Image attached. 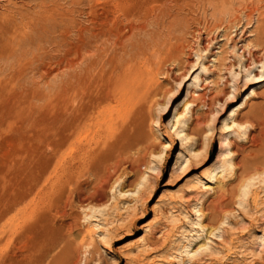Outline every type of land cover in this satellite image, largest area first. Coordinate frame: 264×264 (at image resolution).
Masks as SVG:
<instances>
[{
    "label": "rangeland",
    "instance_id": "374dc122",
    "mask_svg": "<svg viewBox=\"0 0 264 264\" xmlns=\"http://www.w3.org/2000/svg\"><path fill=\"white\" fill-rule=\"evenodd\" d=\"M101 2L0 0L11 33L45 30L39 75L0 72V264H264L263 20L242 30L247 55L234 48L237 15L209 0ZM103 21L132 39L122 62L115 36L88 40ZM181 118L184 141L167 132ZM223 156L233 166L206 181Z\"/></svg>",
    "mask_w": 264,
    "mask_h": 264
},
{
    "label": "bare ground",
    "instance_id": "6f19581e",
    "mask_svg": "<svg viewBox=\"0 0 264 264\" xmlns=\"http://www.w3.org/2000/svg\"><path fill=\"white\" fill-rule=\"evenodd\" d=\"M101 2V0H91V2ZM104 1H107V0H104ZM110 1V0H109ZM112 1V0H111ZM188 1V0H187ZM201 1V0H200ZM213 5H215L216 6V8H217V10L219 11V9H220V7H222V10L223 9H226L227 10V13H229V14H232V15H237V21L239 20V22H236L235 23V25H234V35H235V38L237 39V42L235 41V39L233 40V41H235L236 42V44L234 45V48H239V50L242 52V53H245V54H247V55H251V49L253 48V47H255V46H253L251 43H248L249 41H247L246 39L245 40H243L242 39V37H241V35H242V33H243V28H244V26H246V25H249L250 24V22L252 23V25H253V22L250 20V22H249V19H250V17H252L253 15H254V13H256V14H258V21H260V22H262V20H263V23H264V9L262 8V6H260V5H258L257 7H255V10H252V9H250L249 7H243V5H244V3L243 2H246V0H218L219 2L218 3H216L215 2V0H209ZM217 1V0H216ZM261 3L262 2H264V0H259ZM117 2V1H116ZM118 2H119V0H118ZM102 3V2H101ZM111 3H113V2H111ZM115 3V2H114ZM113 3V4H114ZM234 3H239V7H235L234 6ZM252 3H253V1H252ZM187 4H188V2H187ZM192 4H194V2L192 3ZM247 4V3H246ZM190 5V4H189ZM197 5V4H196ZM115 6V5H114ZM120 6V5H119ZM118 6V7H119ZM172 6V5H171ZM188 6V5H187ZM254 6V5H253ZM179 7V6H178ZM200 7V6H199ZM1 8V7H0ZM189 8H190V6H189ZM192 8V7H191ZM17 9V8H16ZM119 9V8H118ZM182 9V8H181ZM4 10V9H3ZM6 10H7V8H6ZM10 10V9H9ZM108 10V9H107ZM12 11V10H11ZM14 11V10H13ZM17 11V10H16ZM4 12H5V10H4ZM106 12V11H105ZM121 12V11H120ZM162 12V11H161ZM249 12H251V13H249ZM3 13V12H2ZM9 13V12H8ZM11 13V12H10ZM132 13V12H131ZM147 14V13H146ZM1 15V14H0ZM13 15H15V17H18V15L20 16V20L21 21H25L24 19H29L24 13H17V12H13ZM39 15V14H38ZM145 15V14H144ZM159 15V14H158ZM162 15V16H161ZM161 15H159V20L157 21V23L159 24V26H162V25H164L165 24V20H163L167 15L168 16H171L172 14L171 13H169L168 11H166L165 10V12L164 13H162ZM140 16V15H139ZM0 17H2V19H4L3 18V16H0ZM9 17V16H8ZM14 17V16H13ZM37 18L36 19H38V18H40V17H38V16H36ZM105 17V16H104ZM113 17V16H112ZM132 17V16H131ZM137 17V16H136ZM145 17V16H144ZM162 17V18H161ZM254 17V16H253ZM19 18V17H18ZM110 18V17H109ZM7 19V18H6ZM17 19V18H16ZM137 19V18H136ZM153 19V18H152ZM13 20H15V19H13ZM35 20V19H34ZM39 20H41V19H39ZM118 20H119V18H118ZM149 20V19H148ZM162 20H163V22H162ZM4 21V20H3ZM0 22V31H3V33H0V64L2 65L3 64V66H1L0 67V72L2 73V75L3 74H5V73H11V74H15V73H17V72H20L21 73V77L23 78L24 77V81H25V76L28 74V72L30 71V70H32L33 71V73L35 74V75H39V73H40V68H39V65L38 66H35L36 65V62H39V56L37 55V53H36V50H39L40 48H41V44H40V38L42 37V33H43V31H45V30H43V26H44V24L43 25H41V23H39L38 21H35V24L34 25H36L37 26V24H36V22L37 23H39V25H41V26H35L34 27V29L32 30L33 32H35V36H37L38 38L36 39V38H34L33 39V37L31 38L30 37V35H29V33H28V31H22L24 34H22L21 33V35L20 36H17V34H14V33H11V29H12V27H11V29H10V26L8 27V25H7V23L5 24L4 22ZM6 21V20H5ZM20 21V22H21ZM30 21V23H33L34 21L33 20H29ZM31 21H33V22H31ZM116 22H117V20H115ZM12 22V21H11ZM4 23V24H3ZM8 23H10V22H8ZM26 23V22H25ZM25 23H23V24H25ZM113 23V22H112ZM115 23V22H114ZM13 24V23H12ZM14 24H15V21H14ZM260 24V23H259ZM31 25V24H30ZM106 22H102V28L100 29V30H93V31H91L90 32V34H89V36H88V40H90V41H93V42H97L98 40H100L101 38H105V37H113V36H115L116 37V43L115 44H117V48H116V51L118 52V50H119V58L117 59V60H119L120 62H122L123 61V58L125 59V56H127V55H129L128 54V49H127V43H126V41H129V40H132L131 38L129 39V38H126L125 36H123L120 32H119V30H117V31H111V30H107L106 29ZM262 25V24H261ZM264 25V24H263ZM16 26H17V22H16ZM23 27H26V26H24V25H22ZM32 26V25H31ZM118 26H119V24H118ZM259 26V25H258ZM18 27V26H17ZM22 27V28H23ZM46 27V26H45ZM45 27H44V29H45ZM141 27V26H140ZM163 27V26H162ZM262 27V26H261ZM19 28H21V27H18V29ZM47 28V27H46ZM108 28V27H107ZM111 28H113L112 26H111ZM139 27H137V26H132L131 27V31H133V35H134V31H136L137 29H138ZM142 28H144V27H142ZM146 28V27H145ZM218 28H220V27H218ZM218 28H215V29H218ZM246 28V27H245ZM264 28V27H263ZM17 29V28H16ZM16 29L15 30H13V31H16ZM26 29H29L28 28V26H27V28ZM141 29V28H140ZM204 29V28H203ZM215 29H213L214 31H215ZM247 29V28H246ZM252 29V28H251ZM9 30H11V31H9ZM22 30V29H21ZM20 30V31H21ZM23 30H25V29H23ZM31 30V29H30ZM29 30V31H30ZM248 30V29H247ZM218 31V30H217ZM252 31V30H251ZM260 31H261V29H260ZM220 31H218V33H219ZM257 32H259V31H257ZM138 33V32H137ZM199 33V32H198ZM31 34V33H30ZM170 34V33H169ZM255 34V33H254ZM19 35V34H18ZM227 35V32H226V30H222L221 32H220V36L221 37H223V39H221L220 41H223L224 39H225V37H227L226 36ZM172 37H173V34L171 35ZM250 36V35H249ZM249 36H247V37H249ZM136 37V36H135ZM210 37V36H209ZM137 39V38H136ZM173 39H175V38H173ZM178 39V38H177ZM105 40V39H104ZM102 41V40H101ZM108 41V40H107ZM170 41H172V39L170 40ZM177 41V40H176ZM153 42V41H152ZM98 43V42H97ZM132 43V42H131ZM100 44V43H99ZM139 44V43H138ZM138 44H136V45H138ZM172 43H170V45H171ZM134 43H133V47L134 48H136V47H138V46H136ZM174 46H175V43L173 44ZM177 46L179 45V43L178 44H176ZM98 46V45H97ZM159 46H161V45H159ZM172 46V45H171ZM177 46H176V49H177ZM179 46H181V45H179ZM260 46V45H259ZM128 47H129V45H128ZM133 47H132V50H133ZM169 47V46H168ZM170 48H172V47H170ZM174 48V47H173ZM155 49V48H154ZM141 50V49H140ZM169 50V49H168ZM173 50V49H172ZM172 50L170 51V52H172ZM181 50V49H180ZM179 50V51H180ZM256 50H257V48H256ZM176 51V50H175ZM136 52V51H135ZM169 52V54L170 55H173L174 56V54H173V52L172 53H170ZM177 52H178V50H177ZM156 53H158L159 54V58L158 59H161L162 58V61H163V59L166 57H164L163 55L161 56V54L163 53V50H162V52H161V50L160 49H156L154 52H153V55H156ZM168 53V52H167ZM175 53V52H174ZM165 54V53H164ZM41 55V54H40ZM254 56V55H253ZM169 57V56H168ZM175 57L176 56H174L173 57V59H175ZM201 57V56H200ZM128 58V57H127ZM153 58V57H152ZM171 58H172V56H171ZM170 58V59H171ZM147 59V58H146ZM116 60V61H117ZM79 61V60H78ZM149 61V60H148ZM213 61V60H212ZM3 62V63H2ZM150 62V61H149ZM139 63V62H138ZM145 63V62H144ZM148 63V62H147ZM155 63L156 64H159V62L157 61H155ZM161 63V62H160ZM198 65H199V67H195L194 69H193V74H195L197 71H199L200 69H202V71L203 70H206L205 69V67H204V64L203 63H198ZM138 66V65H137ZM147 66V65H146ZM149 66V65H148ZM119 67V66H118ZM116 68H117V66H116ZM141 71V70H140ZM131 72V71H130ZM1 75V74H0ZM42 75V74H41ZM163 75V74H162ZM252 74L250 73L249 74V76H251ZM10 76V78H11V75H9ZM13 76V75H12ZM6 77V76H5ZM14 77H16V76H14ZM14 77H12V78H14ZM140 77V76H139ZM156 77V76H155ZM2 78V77H1ZM4 78V77H3ZM11 78V79H12ZM20 78V77H19ZM19 78H18V80L17 81H19ZM195 80H194V82L195 81H199V75H196L195 76V78H194ZM13 80V79H12ZM254 82H253V84H255V85H257V84H260V83H263L264 82V75L263 74H260V76H255V78H254ZM206 81V80H205ZM11 83V82H10ZM210 84V83H209ZM34 92V91H33ZM254 93V88L252 89L251 88V91H250V93L246 96V98L245 99H249L250 98V96L252 95ZM194 95H199L200 96V93H193ZM194 105H196V104H194ZM239 107H241V105H238L237 107H235L234 108V110L230 113V115H229V118H233V117H236L237 115H238V113L236 112V111H238V109H239ZM176 110V109H175ZM177 113V112H176ZM247 114V113H246ZM177 115V114H176ZM163 118V117H162ZM164 118H167V115H166V117H164ZM232 120V119H231ZM236 121V120H235ZM234 123H236V122H234ZM249 123V122H248ZM201 123H200V121L197 119L196 120V125H200ZM225 124V123H224ZM228 126H226L228 129H229V132L228 133H236L237 132V130L238 129H241L243 126L241 125V124H237V127L238 128H236V129H233V127H231V126H229V124H227ZM189 129H192V123H190V122H188L187 121V119L186 118H181V119H179L176 123H171L170 122V124H169V126H168V129H167V132L169 133V134H171V135H173V136H178V140L180 139V140H182V141H184V140H187V138H188V134H187V130H189ZM177 139V138H176ZM229 139L228 138H225L224 139V141H223V144H221V146H220V151H227V149H229V148H231V145L229 144ZM231 144H233V143H231ZM234 146H235V144H234ZM221 153V152H220ZM224 153V152H223ZM193 155H195V152H193L192 153ZM256 155H254V157H255ZM256 158H258V156L256 157ZM259 158H260V156H259ZM259 161V160H258ZM256 162V161H251V163H249V165H247L246 166V168L244 169V172L245 173H247V172H250L251 170H253V169H258L259 167H260V163L259 162H261V161H259V162ZM262 163H264L263 162V160H262ZM227 165H229L230 167H232L233 166V162H229V161H226V156H223V157H221L220 159H218L215 163H214V165L212 166V167H210L209 168V170H208V175L205 177V180L206 181H208V182H211L212 181V179H213V177H214V175H215V173H216V171L220 168V167H222V166H227ZM207 192H210V191H212L211 189H209V188H207V190H206ZM216 191V190H215ZM206 192V193H207ZM217 192V191H216ZM224 208V207H223ZM222 209V208H221ZM220 209V210H221ZM55 234H57V233H53L52 235L50 234V236H48V239L46 238V242H50L51 240L53 241L55 238L54 237H57ZM54 238V239H53ZM43 241H45V240H43ZM51 241V242H52ZM55 241V240H54ZM53 241V242H54ZM52 242V243H53ZM56 242V241H55ZM51 243V244H52ZM55 244V243H54ZM49 245H50V243H49ZM56 245L57 244H55V247H56ZM69 245V244H68ZM72 246V245H71ZM51 247L52 248H54L52 245H51ZM66 247V246H65ZM69 247V246H68ZM50 248V247H49ZM65 249V248H64ZM39 250V249H38ZM71 250V249H70ZM70 250H68L69 252H70ZM73 250V249H72ZM50 251V250H49ZM49 251H47V252H49ZM65 251V250H64ZM56 252V251H55ZM43 253V252H42ZM72 253V252H71ZM45 253H43V255H44ZM64 254V253H63ZM67 254H68V252H67ZM42 255V254H41ZM65 256H66V254H64ZM64 255H63V257H64ZM68 255H70V254H68ZM42 257V256H41ZM40 257V258H41ZM56 258V259H55ZM54 259H55V261H54V259L52 260V262L51 263H53V261H54V263L53 264H57V257H55ZM44 259V258H43ZM65 261V260H64ZM39 262V264L41 263L42 264V259H40V261H38ZM61 262V261H60ZM44 263V262H43ZM49 264H51L50 262H48ZM38 264V263H37ZM61 264V263H60Z\"/></svg>",
    "mask_w": 264,
    "mask_h": 264
}]
</instances>
